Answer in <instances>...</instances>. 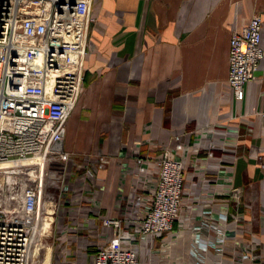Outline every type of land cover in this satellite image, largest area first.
<instances>
[{
	"label": "built area",
	"instance_id": "built-area-1",
	"mask_svg": "<svg viewBox=\"0 0 264 264\" xmlns=\"http://www.w3.org/2000/svg\"><path fill=\"white\" fill-rule=\"evenodd\" d=\"M91 3L0 0V163L15 165L0 168V264L35 257L44 202L39 162L58 170L53 264H264L242 225L239 189L218 190L208 176L224 168L225 156L214 154L227 147L218 125L196 130L191 143L174 135L154 157L126 151L131 164L121 167L129 190L115 197L110 216L100 215L96 183L109 158L70 163L68 152L51 149L82 90ZM260 28L255 13L230 34L226 82L236 100L256 79ZM25 160L34 163L20 166ZM31 173V182L21 178Z\"/></svg>",
	"mask_w": 264,
	"mask_h": 264
},
{
	"label": "crops",
	"instance_id": "crops-1",
	"mask_svg": "<svg viewBox=\"0 0 264 264\" xmlns=\"http://www.w3.org/2000/svg\"><path fill=\"white\" fill-rule=\"evenodd\" d=\"M255 13L262 57L236 100L226 82L229 37ZM90 14L82 90L62 145L75 149L69 142L81 132V116L92 118L95 132L107 116L115 123V134L102 131L86 148L109 158L96 178L100 215H114L115 197L129 190L122 167L131 164L125 153L132 145L154 157L174 135L191 143L196 130L218 125L227 147L214 154L225 156V169L208 176L218 190L239 189L242 225L264 257V0H92Z\"/></svg>",
	"mask_w": 264,
	"mask_h": 264
},
{
	"label": "rangeland",
	"instance_id": "rangeland-1",
	"mask_svg": "<svg viewBox=\"0 0 264 264\" xmlns=\"http://www.w3.org/2000/svg\"><path fill=\"white\" fill-rule=\"evenodd\" d=\"M95 20V19H94ZM98 32H100L101 35H103V31L102 29L98 30ZM101 124L98 125L99 129L97 128L98 132L94 131L95 128V122L92 120L91 117L87 116L86 117H80L78 118V120L76 121V125L79 126V130H81V132H78V136H74V138L70 139V142L75 149H72L71 151L65 150L63 148L62 145V140H61V149L63 151H66L69 153V157H70V163H82L84 161V159L87 156H93V155H99L100 153H98L97 150H95L94 148H87V144L92 140V138H94V135L100 134V132L102 131H108L110 136L112 134H115L116 132L114 131V125L115 123L111 122V117H105L103 122H100ZM96 129V128H95ZM113 129V130H111ZM75 133V132H74ZM76 138V139H75ZM133 150H137V146L136 145H132L131 148H129L127 150V152L129 151H133ZM69 163V165H70ZM57 166L54 165H49L47 167L42 168L41 170V182H42V200L46 201V200H52L54 202V212L52 214L53 216V221H52V231H51V236L47 239V238H41L39 241H36V245H34V247H32L33 250V254L35 257H33V259L31 261H28V264H45L46 260V248L47 246H49L50 248V256H49V264H53V260H54V256H55V252H54V243H55V238H56V234L55 231L57 230V228L59 227V218H57L56 213H57V206L58 204H56V196H55V191H56V184H57ZM34 173V172H33ZM33 173H31V176L29 175H22L21 174V178H26V182H31L32 177H33ZM37 173V171L35 172ZM23 179V180H24ZM103 196V194H102ZM102 199V198H101ZM48 213V211H47ZM50 213V212H49ZM88 239H92L91 237H89ZM86 249L88 250V252H92L93 251V247L92 246H87Z\"/></svg>",
	"mask_w": 264,
	"mask_h": 264
},
{
	"label": "bare ground",
	"instance_id": "bare-ground-1",
	"mask_svg": "<svg viewBox=\"0 0 264 264\" xmlns=\"http://www.w3.org/2000/svg\"><path fill=\"white\" fill-rule=\"evenodd\" d=\"M32 160H25L22 161L19 165H30L33 164ZM15 165L11 164L10 162H3L0 163V168H13ZM42 170V164L39 162L38 169H37V177L40 178ZM48 211V213H47ZM50 212V213H49ZM54 212V202L52 200H46L43 202L42 212L40 213V231L42 238H49L51 236L52 231V221H53V214ZM46 248V257H45V264H49V256H50V248L49 246Z\"/></svg>",
	"mask_w": 264,
	"mask_h": 264
},
{
	"label": "water",
	"instance_id": "water-1",
	"mask_svg": "<svg viewBox=\"0 0 264 264\" xmlns=\"http://www.w3.org/2000/svg\"><path fill=\"white\" fill-rule=\"evenodd\" d=\"M52 150H61V140H58L56 143L53 144L51 147Z\"/></svg>",
	"mask_w": 264,
	"mask_h": 264
}]
</instances>
